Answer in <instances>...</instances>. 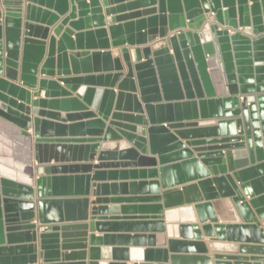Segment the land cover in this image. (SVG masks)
Masks as SVG:
<instances>
[{
    "label": "water",
    "instance_id": "water-1",
    "mask_svg": "<svg viewBox=\"0 0 264 264\" xmlns=\"http://www.w3.org/2000/svg\"><path fill=\"white\" fill-rule=\"evenodd\" d=\"M22 1L0 0V264H107L96 260L109 251L93 246L112 236L87 230L114 224L96 217L102 205L133 199L100 197L116 185L94 184L87 222L89 176L50 175L92 166L47 165L59 150L86 161L98 149V162L151 166L153 180L129 186L150 188L157 203L199 198L194 208L208 216L200 222L216 232L213 251L237 252L216 243L226 233L251 231L260 245L242 246L252 251L247 257L216 255L214 264H264V0H125L110 8L122 0H102L106 14L129 12L108 18L111 44L99 0ZM94 36L102 51H90ZM124 44L145 47L117 49ZM100 60L107 73L86 75ZM59 107L72 108L66 117L79 122L50 121ZM65 181L80 193L52 197L51 184ZM222 208H235L243 223L233 216L217 224L214 210L222 216Z\"/></svg>",
    "mask_w": 264,
    "mask_h": 264
},
{
    "label": "crops",
    "instance_id": "crops-1",
    "mask_svg": "<svg viewBox=\"0 0 264 264\" xmlns=\"http://www.w3.org/2000/svg\"><path fill=\"white\" fill-rule=\"evenodd\" d=\"M101 1L102 0H99L100 7L102 8L101 16L102 20L104 21V26L102 28L106 30L105 39H107L111 44L108 32V27L111 24L107 21L108 18L125 15L129 12L124 11L116 12L115 14H106L104 12L105 6L101 3ZM27 3V0H23V7H25ZM124 3H126L125 0H122L121 2H116V4H109L107 8L115 7ZM22 15L24 16V11L22 12ZM90 25L92 27L91 29L95 30V24L92 23ZM231 33L232 32H229V34ZM55 38L58 39L57 36H55ZM99 39L100 38H98L97 36H94V41L96 43L94 49L90 51H102L100 49L101 46H99L98 44ZM121 47L140 49L142 47H145V45L128 46L127 44H124L122 46H119V48L117 49H120ZM111 49L113 48L110 47V50ZM66 51L68 53H77L80 50L67 49ZM120 61L123 65L121 58ZM90 67V70H86L90 71V74L86 75L107 73L104 71V62L102 60L99 61L98 68L94 67L93 62L90 63ZM123 71L125 73V67ZM72 75L73 74H71V77H74ZM38 77L42 76L38 75ZM48 79H56V77H50ZM58 83L60 86H62V82ZM80 85L95 89H103L107 87L104 82H83L80 83ZM32 91L33 93H36L37 90L35 89ZM41 97L42 95L40 96V98ZM56 99H61V97L58 96ZM55 112L58 113L59 116L51 117L50 121H54L57 123L63 122L66 125L79 122L77 120L66 117L68 113H75L73 112L72 108L64 110L63 108L59 107ZM80 121L86 120L83 119ZM68 135L77 137L76 135L78 134L69 133ZM88 135L96 134H89V132H86L85 137H88ZM98 154L99 149L97 150L96 156L93 159L88 158L86 161H83L80 160L81 156L79 155V151H76L74 153L71 150H59L57 153L53 152L51 160L49 164H47L54 165V161L57 160L59 164L56 165L90 164L92 166V170L90 172L83 171V169L68 168L66 170H56L50 175V177H73L76 175L89 176V210L87 222H89L90 217H92V202L96 198L92 193L94 190V184H106L109 186L116 185V187L114 188L109 187L107 191L104 192V194H100V197H104L106 199H133L130 202L128 201L116 204L102 205L107 208V210H105L100 216L96 215V217H102L106 219L103 221L112 222L114 224L110 225L108 228H104V231L100 233L96 232V228H94V232H90L89 230H87L88 235L93 233L96 236H112L110 239L104 240L100 244L93 246L97 249H107L109 251L107 255L100 254L97 257V262L105 261L107 264H172L171 257H179L175 264H214L216 255H222L225 257H247L249 256L248 253H250L251 250H242V246L252 248L260 247V245L253 243V234L251 231H248L247 236H241L240 232H237L234 236H227L226 233V236L222 241H216V243L238 246L237 252L221 253L213 251L209 243L211 238H216V232L212 227L213 223H211V226L209 228H206L203 227V224L200 222L201 219L207 218L208 216L205 212L202 213L194 208L195 201L199 198L185 196L172 197L164 201L162 198L161 201L157 203L155 202V200L157 199L155 197L156 194L154 191L150 190V188L132 189L129 186V183L131 182L153 180V178H151V175L148 173V170L151 168V166L143 163L140 164L138 161L133 163L118 161L98 162ZM33 165H36L35 161H33ZM95 171H102L103 174L94 177ZM33 177L36 178L37 175H34ZM122 184H126V187H121ZM79 186L80 185H78L75 181H65L56 185L52 183L50 186V195L52 197L74 196L80 193L78 190ZM82 186H84V183L82 184ZM159 189L160 191H163L161 185ZM200 198L202 199L203 197ZM244 198L246 201H249L250 199L247 196ZM155 204H159L160 208H154L152 205ZM166 205H168V208L165 207ZM109 207H114V209L109 210ZM180 207H190V209L184 210V212L178 211L174 214H164L165 211L179 209ZM232 210L233 211H231L230 214L227 209L222 208V216L219 215L216 210H214L215 216L217 218L216 223L224 225L231 224L233 216L239 219V223H243L241 216L235 210V208H233ZM74 211H77V209H75ZM159 211H161V213ZM258 221L262 226L264 225L263 220L259 219ZM93 222L95 223L96 220H94ZM206 222H209V220H206ZM169 226L175 228H168ZM87 247H90L89 243Z\"/></svg>",
    "mask_w": 264,
    "mask_h": 264
},
{
    "label": "built area",
    "instance_id": "built-area-1",
    "mask_svg": "<svg viewBox=\"0 0 264 264\" xmlns=\"http://www.w3.org/2000/svg\"><path fill=\"white\" fill-rule=\"evenodd\" d=\"M228 29V32H233V29L231 28H227ZM241 28H238L237 30L240 31Z\"/></svg>",
    "mask_w": 264,
    "mask_h": 264
},
{
    "label": "bare ground",
    "instance_id": "bare-ground-1",
    "mask_svg": "<svg viewBox=\"0 0 264 264\" xmlns=\"http://www.w3.org/2000/svg\"><path fill=\"white\" fill-rule=\"evenodd\" d=\"M238 185V184H237Z\"/></svg>",
    "mask_w": 264,
    "mask_h": 264
}]
</instances>
